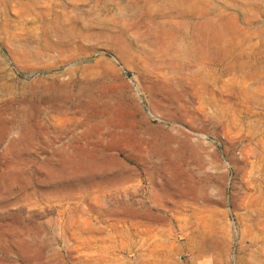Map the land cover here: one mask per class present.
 I'll list each match as a JSON object with an SVG mask.
<instances>
[{"label":"rangeland","instance_id":"374dc122","mask_svg":"<svg viewBox=\"0 0 264 264\" xmlns=\"http://www.w3.org/2000/svg\"><path fill=\"white\" fill-rule=\"evenodd\" d=\"M0 264H264V0H0Z\"/></svg>","mask_w":264,"mask_h":264}]
</instances>
